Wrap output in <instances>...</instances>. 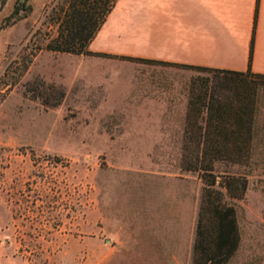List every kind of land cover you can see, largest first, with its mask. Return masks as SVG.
<instances>
[{"label": "rangeland", "instance_id": "obj_1", "mask_svg": "<svg viewBox=\"0 0 264 264\" xmlns=\"http://www.w3.org/2000/svg\"><path fill=\"white\" fill-rule=\"evenodd\" d=\"M15 2L0 12V264H192L204 181L185 169L188 120L123 113L153 102L110 72L128 63L47 49L67 0H31L6 24ZM178 79L188 106L175 108L190 116L200 94L257 84L251 157L219 160L215 173L249 180L230 200L241 243L229 264H264V79L200 69Z\"/></svg>", "mask_w": 264, "mask_h": 264}, {"label": "crops", "instance_id": "obj_2", "mask_svg": "<svg viewBox=\"0 0 264 264\" xmlns=\"http://www.w3.org/2000/svg\"><path fill=\"white\" fill-rule=\"evenodd\" d=\"M89 49L95 54L84 56L96 61L128 63L110 72L153 101L123 113L187 121L175 108L188 106L178 78L196 69L184 65L264 74V0H118Z\"/></svg>", "mask_w": 264, "mask_h": 264}, {"label": "trees", "instance_id": "obj_3", "mask_svg": "<svg viewBox=\"0 0 264 264\" xmlns=\"http://www.w3.org/2000/svg\"><path fill=\"white\" fill-rule=\"evenodd\" d=\"M30 1L16 0L6 24L26 17L32 11ZM117 1L67 0L56 13L59 19L58 34L49 41L46 48L73 54H95L89 49L90 44ZM7 2L0 0V12ZM256 21L257 15L255 25ZM31 61L32 58L26 61L22 74L27 71ZM145 61L157 62L149 59ZM184 67L224 73L240 80L247 75L264 79L263 73H255L251 68L241 72L193 65ZM253 85L257 86L235 84V95L225 99L208 96L206 93L190 101L193 114L185 130L183 160L186 163L185 169L199 171L204 181L192 247V264H229L239 249L241 232L237 209L230 200L245 196L249 180L244 175L220 176L215 173V167L219 160L246 162L251 157L256 119ZM63 97L62 91L60 99ZM205 111L207 115L201 117Z\"/></svg>", "mask_w": 264, "mask_h": 264}]
</instances>
